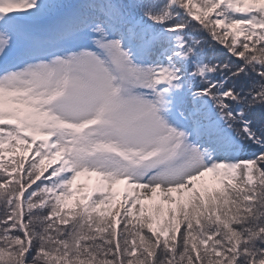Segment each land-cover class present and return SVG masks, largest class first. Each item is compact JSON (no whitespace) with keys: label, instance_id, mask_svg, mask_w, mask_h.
I'll return each instance as SVG.
<instances>
[{"label":"snow or ice","instance_id":"obj_1","mask_svg":"<svg viewBox=\"0 0 264 264\" xmlns=\"http://www.w3.org/2000/svg\"><path fill=\"white\" fill-rule=\"evenodd\" d=\"M0 264H264V0H0Z\"/></svg>","mask_w":264,"mask_h":264}]
</instances>
